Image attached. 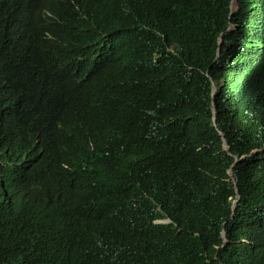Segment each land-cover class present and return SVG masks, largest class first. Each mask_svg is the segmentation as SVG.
I'll list each match as a JSON object with an SVG mask.
<instances>
[{"label": "trees", "instance_id": "trees-1", "mask_svg": "<svg viewBox=\"0 0 264 264\" xmlns=\"http://www.w3.org/2000/svg\"><path fill=\"white\" fill-rule=\"evenodd\" d=\"M236 2L105 3L96 29L124 16L143 32L127 66L99 77L107 95L93 77L1 116L0 264H264V0ZM45 3L57 22L2 21L14 34L0 73L26 32L93 49L94 0ZM18 125L48 142L42 163L4 146ZM102 143L112 150L94 161Z\"/></svg>", "mask_w": 264, "mask_h": 264}, {"label": "clouds", "instance_id": "clouds-1", "mask_svg": "<svg viewBox=\"0 0 264 264\" xmlns=\"http://www.w3.org/2000/svg\"><path fill=\"white\" fill-rule=\"evenodd\" d=\"M126 2L127 0H94V43L90 52L56 37L50 31H46L44 34H38L34 31L26 32V40L21 49L15 54L12 67L4 69L0 73V87L2 90L0 94V118L9 111L13 103L19 102L29 114L34 103L52 101L66 87L76 83L80 85L90 83L93 77L94 96L106 94L99 77L109 72L112 67L127 66L128 63L123 55L129 50L131 39H138L143 32L140 28H128L124 16H121L116 28L108 31L96 29L95 24L100 23L102 20V8L105 3L115 11H127L129 8ZM230 7L231 11H236L239 4L236 0H231ZM10 14H15L19 19L22 14L28 15L38 25H43V22L37 20L38 15L46 21L44 23L58 21L56 15L47 7L45 0H32L30 2L21 0L17 3L0 0V32H2V38H0V67L6 62L8 55L6 31L8 30L11 34H14V25L2 24V21ZM215 91L216 88L213 84L212 94ZM212 112H215L214 107ZM213 120H215L214 115ZM48 145V142L40 134L36 136L23 134L21 125L15 126L12 133L4 139V146L12 151L19 149L25 152L38 163H42L48 156ZM223 148L226 149L224 146ZM111 150L112 146L109 143L94 144V161H101L104 157L109 156ZM241 159L234 158L231 169H229V171H232V176L228 171L233 181L235 180L233 178V166ZM96 179L104 181L100 176H97ZM6 185V181H2V186L5 187ZM237 196L239 197L238 199L236 197L238 201L240 196L238 194ZM156 222L170 223V219H159ZM223 237H225V234Z\"/></svg>", "mask_w": 264, "mask_h": 264}, {"label": "water", "instance_id": "water-1", "mask_svg": "<svg viewBox=\"0 0 264 264\" xmlns=\"http://www.w3.org/2000/svg\"><path fill=\"white\" fill-rule=\"evenodd\" d=\"M223 146H224L226 149H228V147H227V145H226L225 142L223 143ZM229 174H230V176H232V171H231V170L229 171ZM238 198H239V197L237 196V199H238ZM236 201H237V200L234 201V204L236 203ZM234 204L232 205V209H234V206H235ZM223 236H224V234H223Z\"/></svg>", "mask_w": 264, "mask_h": 264}]
</instances>
